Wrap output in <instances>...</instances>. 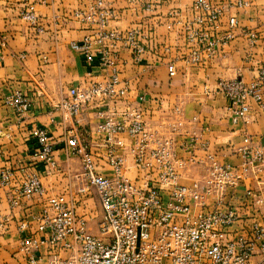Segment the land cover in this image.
<instances>
[{"label":"crops","instance_id":"0c3cea01","mask_svg":"<svg viewBox=\"0 0 264 264\" xmlns=\"http://www.w3.org/2000/svg\"><path fill=\"white\" fill-rule=\"evenodd\" d=\"M94 1L0 0V168L13 171L12 182L0 185V264H25L21 240L37 230L38 217L50 195H65L76 212L86 218L89 232L102 237L104 210L99 195L95 187L87 188L82 160L71 152L67 139L74 132L88 131L93 149L104 153L103 134L97 127L107 114L119 117L117 112L141 103L144 120L175 138L176 149L187 164L179 183L188 188H194L196 181H204L213 161L242 168L246 161L242 148L248 144V135L252 136L253 145L264 147V111L255 101L251 102L249 120L234 124L226 116L224 95L205 92L208 86L215 88L221 77L241 75L250 81L259 75V67L264 64V0H250L248 6L232 7L222 13L210 33L218 36L229 29L227 20L233 15L239 22L237 37L220 45L213 54L199 46L201 60L197 64L190 61L196 46L187 38L188 26H201L195 20L204 10L195 8L196 0H106V7L114 10V15L103 31L123 33L135 29L145 47L139 58L122 41L98 42L99 26L76 15L79 11L89 12ZM208 1L218 5L224 0ZM29 3L35 5L34 24L22 15ZM247 31L256 32L257 40L248 39ZM87 36L92 40L91 62L73 47ZM104 50L109 60L105 59ZM169 63L176 65L173 77L169 75ZM115 71L129 85L124 99L93 101L77 115L60 106L70 97L71 88L104 82ZM17 92L30 100V107L23 114L6 102ZM181 99L184 111L177 116L176 105ZM174 119L182 124L175 134L164 123ZM35 126L46 127L54 139V166L35 155L37 142L31 133ZM192 134L198 136L195 143L184 148ZM122 137L127 144L124 152L128 175L142 178L145 173L135 165L129 151L132 137L128 133ZM99 171L114 175L113 167L104 160L100 161ZM32 174L40 177L46 190L44 196L19 194ZM263 180V172L256 176L251 171L237 186L229 187L221 199L207 196L204 206H196L190 200L192 212L238 206L239 218L228 228L236 235L256 221L264 224ZM259 198L263 201L258 202ZM13 199L17 202L13 203ZM39 236L46 237L48 232ZM76 251L42 244L38 264H51L55 256L65 258ZM258 259L256 255L253 261Z\"/></svg>","mask_w":264,"mask_h":264},{"label":"built area","instance_id":"2783aa9c","mask_svg":"<svg viewBox=\"0 0 264 264\" xmlns=\"http://www.w3.org/2000/svg\"><path fill=\"white\" fill-rule=\"evenodd\" d=\"M103 1L97 0L89 12L79 11L76 15L100 27L98 42L123 40L126 46H130V42L131 47L141 53L143 45L138 40L132 42L135 39L133 32L126 37L118 32L103 31L112 15V12L102 8ZM204 6L209 10L208 5ZM206 12L207 15L198 16L199 22L208 16ZM212 13L208 17L209 23L218 17L217 11L212 10ZM22 15L35 23L34 3H29ZM230 22L234 26L235 17H231ZM73 47L85 53L89 62L93 61L91 37L74 43ZM104 53L105 59L109 60L106 50ZM175 73V66L170 65L169 74L173 76ZM222 88L230 100L229 114L233 121L247 119L249 98H260L257 85H249L236 78L222 83ZM128 90V82L115 73L107 82L71 88L70 98L60 102V106L69 114L77 115L93 101L122 100ZM143 99L141 96L140 100ZM6 102L20 114L30 107L29 98L21 92L9 96ZM116 114L119 117L111 114L103 116L97 127L98 132L103 134L101 144L104 153L99 154L93 149L88 131L74 132L67 139L71 152L82 160L87 188L95 187L99 195L104 210L100 223L102 237L89 232L86 218L76 212L65 195L47 196L37 220V230L21 240L20 251L26 257L25 264H38L39 248L45 243L64 250H77L69 257L55 256L51 264H264L263 223L256 221L236 235L228 228L239 218L238 206L232 205L225 210L203 209L193 214L190 202L193 200L194 205L204 206L207 196L221 199L227 188L237 186L251 171L255 174L264 172V166L259 173L251 169V164H264V151L253 145L247 136L249 142L242 148L246 158L242 168L213 161L204 181H196L194 188H188L179 183L187 164L176 149L175 138L144 120L142 104L130 105ZM169 126L170 133L175 134L182 124L178 122ZM31 133L37 142L35 155L54 166L55 149L47 129L35 126ZM124 133L132 137L129 151L135 165L145 173L137 180L128 176ZM197 137L192 134L183 147L192 146ZM101 160L113 167L114 175H104L99 171ZM12 180L13 171L0 168V185H9ZM86 189L82 191H88ZM19 194L44 196L46 190L40 177L32 174L23 183ZM262 201V198L258 199V202ZM12 202L17 201L13 199ZM42 232H48V236L40 237ZM256 255L259 259L254 262Z\"/></svg>","mask_w":264,"mask_h":264},{"label":"rangeland","instance_id":"374dc122","mask_svg":"<svg viewBox=\"0 0 264 264\" xmlns=\"http://www.w3.org/2000/svg\"><path fill=\"white\" fill-rule=\"evenodd\" d=\"M96 1H94V4H96ZM105 2L106 0L103 1V4H102V8L106 11H110L112 12V15H114V10L112 9H109L106 7L105 5ZM199 2H204V4L208 5L209 6V10L205 8L204 4H201L199 5L198 3ZM250 4V0H224L221 4H212L210 1L208 0H196L195 2V8L199 11V10H204V13L201 14L203 16L207 15V12L206 10L208 11V16L207 17H204L203 18V21L199 22L198 20V16L195 20L196 23L200 24L201 26L199 28H196L194 25L192 26H188V29H187V38L189 39V41L193 44V46H196L192 52H191V56H190V61L194 64H197L200 62L201 60V56H200V52L198 51V49L200 48L199 46L202 45V48L203 47H206L208 50H210L209 52L211 54L215 53V50L221 46H223L224 44L230 42L231 40L235 39L237 37V34H236V29L238 28V19L236 16H233V15H230L228 17V20H227V24L229 26V29H226V31H224L223 33H221L220 35L218 36H212V33H210V30L212 28L210 27H213L215 26L214 28L217 27V23L220 21V18L222 16V13L224 14L228 9L232 8V7H242V6H248ZM92 5V6H93ZM212 10H215L218 12L217 14V19L214 20L212 23H209V15L211 16L213 13H212ZM199 15V16H201ZM231 17H235L236 19V23L234 26L231 25V22H230V19ZM28 20V19H26ZM30 21V20H28ZM32 22V21H30ZM33 23V22H32ZM205 23H207V26L205 27ZM34 24V23H33ZM100 28V27H99ZM107 30V29H106ZM108 31V30H107ZM109 31H114V30H109ZM114 32H118V33H121L123 35H125L126 37H128L129 33L130 32H133L134 34V37L135 39H133L132 42H134V40L137 42V40L143 45V51L141 53L144 52L145 50V47H144V44L138 39V33L137 31H135V29H131V30H128L127 32H119L118 30H115ZM245 35L248 37V39L254 41V40H257L258 38V35L256 32L254 31H250V32H245ZM137 38V39H136ZM108 40H111V39H108ZM113 41H122L124 42L123 40H113ZM129 43V47L132 48L135 52V55H136V58H139L140 54L139 52H136L134 47H131V43ZM125 44V43H124ZM123 46H126V45H123ZM170 65H174L175 66V71L177 72L176 70V65L174 63H169L168 64V69H169V66ZM260 73L259 75L256 77V78H253L252 80L248 81L246 80L243 76L241 75H236L234 77H221L218 82L215 84L216 87L212 88L210 86H208V88H206L205 92L207 94H211V93H222L224 95V97L226 98L227 100V105H226V116L228 117V119L231 120L232 123L236 124L238 122H240L241 120H239L238 122H234L231 115L229 114V108H230V100L226 94V92L223 90L222 88V83L224 82H229V81H232V80H235L236 78H240L241 80H243L246 84H256L257 87H258V93L260 95V98H254V97H250L249 100H248V105H249V114L247 116V119H242L243 121H248L249 120V117H250V114H251V102L252 101H255L257 103V105L264 111V64H262L260 67ZM117 73L119 75L118 72H114L111 77ZM176 74V73H175ZM174 74V75H175ZM170 75V74H169ZM173 75V76H174ZM171 76V75H170ZM171 76V77H173ZM105 80L104 82H107L108 80H110V78ZM120 77V75H119ZM121 79V78H120ZM122 80V79H121ZM263 81V82H262ZM104 82H99V81H96V82H91L89 84H86L85 86H79V87H89L93 84H99V83H104ZM70 98V97H69ZM89 105V104H88ZM184 111V100L181 99L179 101V103L176 105V114L177 116L181 115ZM180 122L179 121H176V119L172 120V121H165V126L168 125L169 127V124L171 123H178ZM46 128V127H45ZM47 129V128H46ZM48 133H49V138H50V142L51 144L54 146L55 145V142H54V139L52 138V136L50 135V132L49 130L47 129ZM161 132H163L161 130ZM249 136V135H248ZM251 141H252V136H249ZM256 145V144H255ZM259 149L263 150L264 151V147L262 145H257ZM248 164V162H247ZM264 164H261V163H255V164H251V169L252 170H255L257 173H259V170L260 168H263ZM263 172V171H262ZM264 173V172H263ZM259 174H256V176H258ZM129 176V175H128ZM130 177V176H129ZM131 178V177H130ZM131 180H133L131 178ZM137 180V179H136ZM263 184H264V180L262 181ZM235 187V186H234ZM228 189V188H227Z\"/></svg>","mask_w":264,"mask_h":264}]
</instances>
